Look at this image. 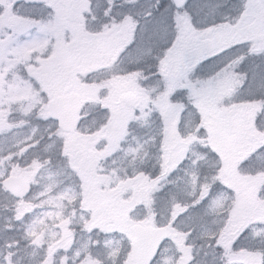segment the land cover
Returning <instances> with one entry per match:
<instances>
[{"label": "snow or ice", "instance_id": "6c2138e0", "mask_svg": "<svg viewBox=\"0 0 264 264\" xmlns=\"http://www.w3.org/2000/svg\"><path fill=\"white\" fill-rule=\"evenodd\" d=\"M0 264H264V0H0Z\"/></svg>", "mask_w": 264, "mask_h": 264}]
</instances>
